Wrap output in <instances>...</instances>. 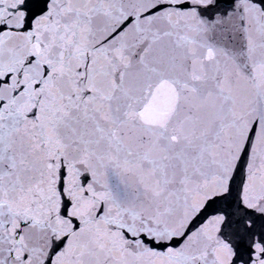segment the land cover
Returning a JSON list of instances; mask_svg holds the SVG:
<instances>
[{
  "label": "snow or ice",
  "instance_id": "6c2138e0",
  "mask_svg": "<svg viewBox=\"0 0 264 264\" xmlns=\"http://www.w3.org/2000/svg\"><path fill=\"white\" fill-rule=\"evenodd\" d=\"M0 264H264V0H0Z\"/></svg>",
  "mask_w": 264,
  "mask_h": 264
}]
</instances>
